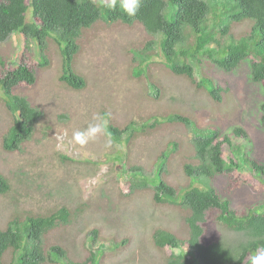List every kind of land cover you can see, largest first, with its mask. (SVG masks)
<instances>
[{
	"label": "rangeland",
	"instance_id": "1",
	"mask_svg": "<svg viewBox=\"0 0 264 264\" xmlns=\"http://www.w3.org/2000/svg\"><path fill=\"white\" fill-rule=\"evenodd\" d=\"M31 15L29 12L28 17ZM253 24L252 19H246L233 26V34L242 38L252 31ZM55 36L47 38L44 52L36 39L21 33L0 43V76L2 69L21 62L33 66L36 83H21L15 93L45 114L35 139L23 152H6L3 136L13 114L0 86V173L11 185L10 191L0 193L1 228L15 217L24 220L28 214H49L66 207L76 210V217L70 226L52 231L47 241L64 246L74 261L85 258L87 248H91L103 250L100 264H166L171 250L158 249L153 234L161 227H171L180 236L189 235L185 219L190 210L154 201L160 184L213 188L237 212L264 209V176L252 175L245 159L264 163V83L252 81L251 60L231 72L202 60L201 77L217 76L222 86L227 84V93L218 101L209 94L210 84L199 88L189 76L169 69L159 53L161 39L141 23L99 20L79 35L71 68L86 85L76 89L60 80L66 62L63 49L68 43H58ZM150 41L152 56L145 62L139 55L135 59L136 51ZM95 113L111 114V137L101 135L85 146L76 144L73 132L85 129ZM175 114L188 116L191 124L170 121ZM152 117L160 120L158 127L126 133L121 141H116L110 130L111 126L122 130L131 124L141 126ZM42 124L49 128L43 131ZM238 125L247 130L252 144L234 133ZM216 130L222 137L229 136L246 165L230 173L189 175L187 166L200 165L193 140ZM109 138L111 146L106 147ZM166 149L170 155L164 160L161 154ZM139 182L150 187L130 193L132 184ZM217 214V210L207 213L202 223L203 242L210 243L224 234L238 238L216 222ZM96 239L104 242L95 245ZM121 241L124 243L118 247ZM13 258L14 252L6 255L10 262Z\"/></svg>",
	"mask_w": 264,
	"mask_h": 264
},
{
	"label": "trees",
	"instance_id": "2",
	"mask_svg": "<svg viewBox=\"0 0 264 264\" xmlns=\"http://www.w3.org/2000/svg\"><path fill=\"white\" fill-rule=\"evenodd\" d=\"M29 12L31 18L28 17ZM246 19L254 21L252 31L242 38H236L233 26ZM99 20L141 23L153 36L158 35L161 39L159 53L164 56L169 69L174 74L189 76L199 88L205 89L210 84L209 94L218 101L227 93V84L222 86L217 76L205 74L201 77L202 60L231 72L249 59L252 81L264 83V0H142L134 17H128L119 10H110L98 0H0V43L6 42L13 34L21 33L25 38L36 39L44 52L47 38L56 35L54 39L58 43H68L63 49L66 62L60 80L80 89L85 87L86 81L72 71L71 63L79 49L77 42L82 29ZM150 42L136 51L135 59L139 55L145 62L152 56L149 51L153 42ZM139 71L137 67L136 74ZM36 81V70L25 62L17 67L2 69L0 86L7 97L6 105L13 114V122L3 136V149L6 152H23L25 145L35 139L38 124L43 123L45 114L41 108L15 93L21 83L35 84ZM262 111L264 125V103ZM170 121H182L188 126L191 124V119L182 114L171 116ZM159 124L160 120L154 118L141 126L136 124L132 127L131 124L123 130L111 126L110 130L115 140L121 141L126 133L144 130L147 126L156 128ZM42 125L43 131L49 128L47 124ZM233 131L252 144L243 126H236ZM172 143L178 147L177 142ZM193 144L195 158L200 165L187 166L189 175L230 173L246 165L229 136L222 137L218 130L213 135L195 138ZM169 153L170 149H166L161 159L166 160ZM245 159L252 168V175L264 176L263 162L250 157ZM132 170L135 171L134 168ZM149 187L147 182L134 183L130 193L137 188ZM10 189L8 179L0 173V193ZM181 193H184L182 198ZM154 201L190 210L185 219L189 235L180 236L171 227H161L153 234V242L158 249L171 250L166 264H245L247 260L252 264L253 257L264 249V209L254 211L250 208L236 212L230 202L213 188H183L165 183L156 187ZM210 210L218 211L215 220L220 226L239 237L229 238L224 234L205 244L202 223ZM76 215V210L64 207L49 214H28L24 220L13 218L5 228L0 227V264H100L99 257L103 250L87 248V256L74 261L67 255L64 246L47 241L52 231L70 226ZM103 242L96 239L95 245ZM123 243L121 241L117 246ZM10 252H14L11 262L6 259ZM18 253H21L20 256Z\"/></svg>",
	"mask_w": 264,
	"mask_h": 264
},
{
	"label": "clouds",
	"instance_id": "3",
	"mask_svg": "<svg viewBox=\"0 0 264 264\" xmlns=\"http://www.w3.org/2000/svg\"><path fill=\"white\" fill-rule=\"evenodd\" d=\"M100 2L104 7H107L113 11L119 10L128 17H134L142 4V0H100ZM110 115V113H95L92 117V121L85 129L76 130L73 132L72 138L74 142L80 146H85L90 141L96 140L101 135L111 137V133L108 130ZM105 146H111L110 138L106 142ZM138 189L142 188H137L134 190ZM252 264H264V249H262L257 256L253 257Z\"/></svg>",
	"mask_w": 264,
	"mask_h": 264
}]
</instances>
